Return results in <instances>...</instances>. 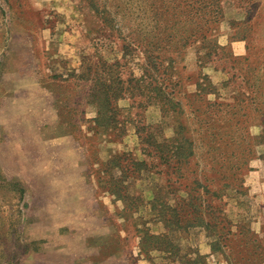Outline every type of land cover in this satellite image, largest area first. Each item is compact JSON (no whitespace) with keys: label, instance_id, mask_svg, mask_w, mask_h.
Returning <instances> with one entry per match:
<instances>
[{"label":"rangeland","instance_id":"obj_1","mask_svg":"<svg viewBox=\"0 0 264 264\" xmlns=\"http://www.w3.org/2000/svg\"><path fill=\"white\" fill-rule=\"evenodd\" d=\"M0 264H264V0H0Z\"/></svg>","mask_w":264,"mask_h":264},{"label":"trees","instance_id":"obj_2","mask_svg":"<svg viewBox=\"0 0 264 264\" xmlns=\"http://www.w3.org/2000/svg\"><path fill=\"white\" fill-rule=\"evenodd\" d=\"M197 26H199V23L197 24ZM198 31L199 30H197V32ZM192 35L193 34H191V36ZM107 90L109 91V89H107ZM101 113L102 112L100 110V113H99L100 117L103 116V114H101ZM118 159H120L119 156L115 157L113 162H115ZM139 164L140 165H144L145 163L143 162V163H139ZM193 183L196 184L194 181H193ZM168 188H169V185H168ZM205 188H208V186L206 185ZM206 193H210V189L209 190L206 189ZM188 206H190L191 209H190V211H187V216L189 218H186V219H183V216H182V213L184 212L183 210L172 209V207H169L170 208L169 212L173 213L174 217L177 214V217L175 218V221L177 223L178 228L185 229V230L188 229L189 230V229H192V228L202 227L205 224V227L207 229L214 230V229L217 228L219 223L223 222L222 218L219 217L222 214L221 211L217 207L213 206L211 203H208V202L205 203V201L202 202V203H198L197 202V197H195V198L193 197L189 201ZM215 214H218L217 218H220V221H218V222H209L207 217L213 216ZM212 218L216 219L215 217H212ZM163 237L164 236L158 237V240L162 239ZM146 238H151V237L149 236V234H146Z\"/></svg>","mask_w":264,"mask_h":264}]
</instances>
